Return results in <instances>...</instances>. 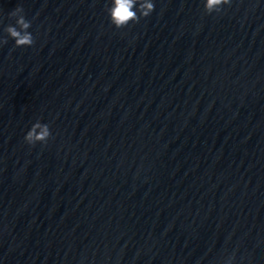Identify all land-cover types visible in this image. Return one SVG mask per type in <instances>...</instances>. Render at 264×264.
<instances>
[{
    "label": "clouds",
    "instance_id": "1",
    "mask_svg": "<svg viewBox=\"0 0 264 264\" xmlns=\"http://www.w3.org/2000/svg\"><path fill=\"white\" fill-rule=\"evenodd\" d=\"M231 0H205L204 11L206 14L220 13L223 5H230ZM138 5V8H137ZM155 10V5L151 0H111L110 6H106V12L110 18V23L117 29H123L130 23H138L141 18L148 17ZM24 9L17 6L9 14L15 19V26L9 25L5 32L15 41L16 47L32 46L35 42L33 35L28 31L31 22L26 20ZM7 40H0V44H6ZM51 136L48 124L35 122L27 131L24 140L29 145L37 142L47 143ZM228 264H231L229 258Z\"/></svg>",
    "mask_w": 264,
    "mask_h": 264
}]
</instances>
